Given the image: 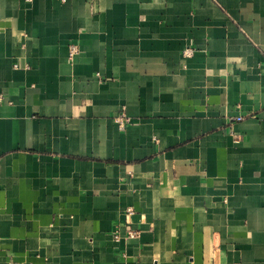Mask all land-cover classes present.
<instances>
[{
    "label": "crops",
    "instance_id": "crops-1",
    "mask_svg": "<svg viewBox=\"0 0 264 264\" xmlns=\"http://www.w3.org/2000/svg\"><path fill=\"white\" fill-rule=\"evenodd\" d=\"M0 264H264V0H0Z\"/></svg>",
    "mask_w": 264,
    "mask_h": 264
},
{
    "label": "built area",
    "instance_id": "built-area-1",
    "mask_svg": "<svg viewBox=\"0 0 264 264\" xmlns=\"http://www.w3.org/2000/svg\"><path fill=\"white\" fill-rule=\"evenodd\" d=\"M79 51V46L75 43L70 44L69 47V55L71 56V58H73ZM195 50L193 47L188 46L184 49V54L186 56H192L194 54ZM244 118V116L239 115L237 117H235L236 120H242ZM130 121V118L126 115V113L122 110L118 116H116V122L119 124V127L122 129L126 126V124ZM133 211L131 209H129V213H132ZM138 235V231L130 229L127 230V233L125 235L121 234L119 230H115L114 231V238L116 240H120L121 238H135Z\"/></svg>",
    "mask_w": 264,
    "mask_h": 264
}]
</instances>
